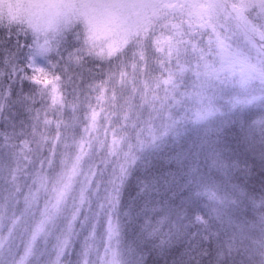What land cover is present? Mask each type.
Wrapping results in <instances>:
<instances>
[{"label": "snow or ice", "instance_id": "snow-or-ice-1", "mask_svg": "<svg viewBox=\"0 0 264 264\" xmlns=\"http://www.w3.org/2000/svg\"><path fill=\"white\" fill-rule=\"evenodd\" d=\"M0 264H264V0H0Z\"/></svg>", "mask_w": 264, "mask_h": 264}]
</instances>
